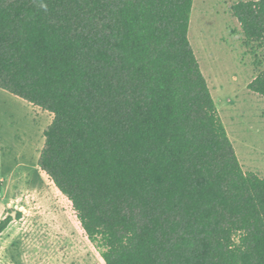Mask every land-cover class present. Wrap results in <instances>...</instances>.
Returning a JSON list of instances; mask_svg holds the SVG:
<instances>
[{"label":"trees","instance_id":"trees-1","mask_svg":"<svg viewBox=\"0 0 264 264\" xmlns=\"http://www.w3.org/2000/svg\"><path fill=\"white\" fill-rule=\"evenodd\" d=\"M192 2L0 0V89L52 114L37 166L105 264H264V177L218 114ZM230 9L264 50V0ZM247 87L264 97V68Z\"/></svg>","mask_w":264,"mask_h":264},{"label":"rangeland","instance_id":"rangeland-1","mask_svg":"<svg viewBox=\"0 0 264 264\" xmlns=\"http://www.w3.org/2000/svg\"><path fill=\"white\" fill-rule=\"evenodd\" d=\"M238 1L248 0H193L188 38L242 169L264 177V97L247 87L264 68V50L245 39L230 9ZM17 100L0 89L4 173L16 185L25 173L29 181L35 174L32 181L39 186L28 190L35 217L21 237L24 258L30 264H105L68 199L37 166L51 113ZM67 209L72 212L69 225L62 215Z\"/></svg>","mask_w":264,"mask_h":264},{"label":"crops","instance_id":"crops-1","mask_svg":"<svg viewBox=\"0 0 264 264\" xmlns=\"http://www.w3.org/2000/svg\"><path fill=\"white\" fill-rule=\"evenodd\" d=\"M16 99H18L17 101H21L22 103L29 105L26 101L22 100L19 97H16ZM0 144H2L1 139ZM4 161L5 156L2 155V157L0 158V220L7 214H10L14 219L0 233V264H30L24 258V255L22 253L24 247L21 244V237L24 236V230H26V227H28L30 221H32V218L34 216L32 212V204H34V201L32 200V196H30V194L28 193V190L30 188H39V186H37V181H32L35 174L31 177L32 180L29 181L27 173H25V175L23 176V182H21L20 185H16L15 183H13L10 174L7 175L4 173ZM36 177H38V174H36ZM28 181L30 182V184H28ZM48 191L50 192L51 190L48 188ZM16 212L20 213L19 218H15ZM62 212L64 213L62 214L63 221L66 222L67 225H69L72 215L71 210L67 209Z\"/></svg>","mask_w":264,"mask_h":264}]
</instances>
